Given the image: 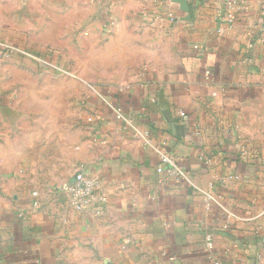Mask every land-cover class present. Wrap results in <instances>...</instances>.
Wrapping results in <instances>:
<instances>
[{
	"label": "crops",
	"instance_id": "1",
	"mask_svg": "<svg viewBox=\"0 0 264 264\" xmlns=\"http://www.w3.org/2000/svg\"><path fill=\"white\" fill-rule=\"evenodd\" d=\"M227 1L149 0L145 68L99 90L132 125L90 90L77 129L23 131L0 88V264H264V0H235L232 24ZM22 2L0 0V20ZM156 148L194 185L159 172ZM80 168L103 215L70 205Z\"/></svg>",
	"mask_w": 264,
	"mask_h": 264
},
{
	"label": "rangeland",
	"instance_id": "2",
	"mask_svg": "<svg viewBox=\"0 0 264 264\" xmlns=\"http://www.w3.org/2000/svg\"><path fill=\"white\" fill-rule=\"evenodd\" d=\"M148 2L24 0L21 11L0 20L1 32L14 36L0 56V88L17 110L5 115L16 116L23 131L45 134L63 132L65 123L77 129L85 114L91 120L83 108L92 98L87 83L118 88L145 68L144 47L153 40ZM106 11L115 21L111 30L104 27Z\"/></svg>",
	"mask_w": 264,
	"mask_h": 264
},
{
	"label": "built area",
	"instance_id": "3",
	"mask_svg": "<svg viewBox=\"0 0 264 264\" xmlns=\"http://www.w3.org/2000/svg\"><path fill=\"white\" fill-rule=\"evenodd\" d=\"M235 10L236 1L228 0L226 3V12L224 13L225 20L227 23H233L235 18ZM103 22L104 27L107 30H111L115 25L114 18L110 15L108 11H106V13L104 14ZM219 31L221 32V30ZM9 48H11L9 44L0 41V56L6 55L7 50ZM45 63L54 67V65L48 62ZM87 86L93 91H95L107 104H109V106L114 112V117L118 122L124 124L125 126L132 125L131 119L125 115L123 109L120 106L109 103L106 98L101 95L100 91L96 89L92 84L87 83ZM179 114L181 117L187 118V114L184 111H180ZM137 133L144 140L146 145H152L147 132H141L137 130ZM156 151L159 156V166L157 168L159 172H162L165 169V166H168L167 173L170 177H174L180 180H186L193 184L188 174L184 171L183 168H181V166L176 161L175 157L171 156L161 148H156ZM63 189L69 193L70 205L76 211L84 212L89 208V206L92 205L94 208V214L96 216H100L105 213L108 198L107 195L102 191V182L95 176L86 174L83 168H80L75 172L72 182L64 184ZM204 194L209 203L216 202L220 204V202L215 198L212 193L204 192ZM207 245L209 248L213 247V238L211 234L207 235ZM216 264H219V262H216Z\"/></svg>",
	"mask_w": 264,
	"mask_h": 264
},
{
	"label": "water",
	"instance_id": "4",
	"mask_svg": "<svg viewBox=\"0 0 264 264\" xmlns=\"http://www.w3.org/2000/svg\"><path fill=\"white\" fill-rule=\"evenodd\" d=\"M182 4H183V2H182Z\"/></svg>",
	"mask_w": 264,
	"mask_h": 264
}]
</instances>
